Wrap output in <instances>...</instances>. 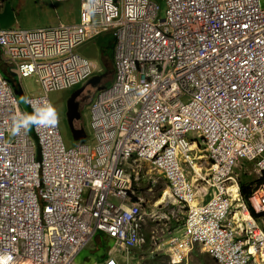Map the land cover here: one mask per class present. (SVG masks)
<instances>
[{"label":"built area","instance_id":"obj_1","mask_svg":"<svg viewBox=\"0 0 264 264\" xmlns=\"http://www.w3.org/2000/svg\"><path fill=\"white\" fill-rule=\"evenodd\" d=\"M79 1L77 23L0 28L3 54L41 87L26 99L41 121L53 117L50 92L97 71L75 48L114 36V76L91 105V140L72 147L55 115V124L32 122L37 153L28 126L13 131L26 117L0 74V264H59L55 238L79 230L90 210L112 234L135 223L139 207L108 199L125 198L133 153L185 201L182 165L202 166L205 156L215 196L190 209L178 247L198 242L221 264H264V0H165L163 17L155 0ZM243 158L256 160L259 183L231 203L227 184H237Z\"/></svg>","mask_w":264,"mask_h":264},{"label":"clouds","instance_id":"obj_2","mask_svg":"<svg viewBox=\"0 0 264 264\" xmlns=\"http://www.w3.org/2000/svg\"><path fill=\"white\" fill-rule=\"evenodd\" d=\"M5 28H7V27H5ZM22 28H25V27H22ZM113 47H114V43H113ZM113 49H112V57H111L112 58V74H113ZM89 60L94 63L96 70H97L89 78H91L92 76H95V75H101V78L94 85L86 84L87 80L89 79L88 78L86 81L81 83V86L86 84L87 86L91 85V86L95 87L96 85H98V83H100L103 80L104 74L101 72V69L97 63H95L91 59H89ZM113 76H114V74L112 75V80H113ZM112 80H111V82H112ZM111 82L106 83L105 85L98 88L96 93H95V97H96V94L99 90L109 86L111 84ZM86 85H84V90L86 89V87H85ZM10 86H11V84H10ZM81 86H79L78 88H80ZM11 88H12V86H11ZM75 89H77V88H75ZM72 91H71V93H72ZM80 95L77 98L78 101L82 100L81 98H79ZM95 97H94L93 101L95 100ZM27 98L28 97H26V99ZM93 101H91V105H92ZM88 103H90V102H88ZM26 105L29 108V114H24L20 110L24 114L26 119H22L18 123L15 124V126L13 128L14 132L17 131L20 127H27L28 126L27 129L31 130V133L34 137V134L32 132V122H35V123H51V124L56 123V120L54 118V115H55L54 109H49V111H51L53 113V117L50 120L41 121V120H37L36 117L31 116V108L29 107V105L27 103H26ZM91 105H90V108H91ZM52 108H53V106H52ZM78 112H79V118H75V119H79L80 122L76 123V124L72 123V126L74 128H83V126L80 125L81 119H82V111L80 108V102H79ZM89 115H90V109H89ZM66 118H67V116H66ZM58 124H59V122H58ZM89 125H90V121H89ZM84 131H85V137L81 140H78L77 143L91 140V135L89 138H87L86 130L84 129ZM34 140H35V137H34ZM33 144H34V149H35V145L37 148L36 140H35V143L33 142ZM35 152L37 153V150ZM130 158L131 159L129 160V162L124 165L125 172H126L125 175H126L127 181H125V186L123 187L122 190H124L126 192L125 198L120 199L116 196L111 195V196H109L108 199H109V202H111L113 205L121 206L124 209H128L131 205L139 207V217L137 218L136 222L135 223H133L131 221L125 222L119 227V230L116 231L115 234H112V233H110V230L103 223H101L98 219H94L91 216V210H90L88 216L79 217V221H78L80 224L79 230H74V229L68 228L66 237H63V238L56 237L55 238L56 242L53 244V247L60 248L65 254V258L59 264H81L80 262H78L79 261L78 259H81V261H83L85 258H87L86 256L88 255V252L91 251L95 245L94 244L95 236L101 235V234H105L109 238H111L112 244L107 248V250L105 252L106 256L102 262H98V263L90 262V263L91 264H121L118 262L117 258H120V256H122L123 259L125 260V262L123 264H128L129 262L127 263V260H128L129 255L133 256L132 250L135 248H140L145 243V237L143 235V230L146 229V226L148 224H150V225H149V229H148V237H146V238H147L149 244L152 246V249H150L149 254H147L146 256H152L154 251L156 249H159L160 246H162L161 250L163 252L164 251L167 252L169 264H190L191 254L193 253L194 249L199 248L202 252L208 254L217 264H221L219 261H217V259L215 257L212 256V254H210V252L207 249H205L198 242H193L191 245H186L184 247H178V241H176L174 239V238L180 239L183 235V232H185L186 225H187V219H188L187 217L189 215L190 209L207 204L213 198V196H215L214 195L215 187L210 184V183H212L211 174H210V172L212 173V170L209 169L210 163L206 162L207 159H205V156H202L200 158V159H202V161L204 163L202 166H200L199 164H196L193 167L182 165V167H184V173H185V177H186L185 181L187 183V188L185 191L188 193V197H190V199L187 201L179 200V198L173 193L172 186L168 182L165 174L163 172L157 170L156 166H153L149 160L145 159L144 157L138 156L135 153H133ZM242 161L253 162L255 165L256 160H249V159L243 158V159H240L236 162V165L234 167V172L237 174V184L236 183L232 184V181L229 184H227L228 193H226V196L231 201V203L236 201V197H238V196H242L243 199L246 200L248 195L252 192L253 186H255V184H257V182L260 179L259 172L257 171V167L255 165V170H256V174L258 175V178H257V181L251 182V183H254L253 186H251V184L248 186L244 181H241L240 180L241 178L239 177V174L237 172V166ZM181 164H182V162H180V165ZM142 165L148 166L149 170H153L156 174L161 176L166 181V186L169 190V192H168L169 195H167V196H170L176 202L177 206L185 209V214H184L185 216L183 217V223H182L181 227L170 228L169 225L167 224V220L165 218H164L165 220H161L160 218H158L159 215L156 213V211L154 209H151L149 213L145 210L144 207H145L146 203L144 201V198L142 196H140V194H139V186H140V181L142 178L141 177L142 175L140 176L139 167H141ZM241 184H244L245 186H247L250 189L249 193L246 196H243L241 193ZM237 185H238V189L236 188ZM188 189H190V192H188ZM88 191H89V188H87L84 197L87 195ZM237 193H238V195H237ZM93 195L94 194H92L89 197V200L85 201V203L83 204L84 207L88 208L92 205ZM164 195H165V193H164ZM38 200L36 198L37 202H38ZM161 200H163V199H161ZM252 214L254 216L257 215L255 213H252ZM259 216L260 215L258 214V217ZM259 221H261V219ZM160 224L162 225V227H161V230H162L161 238H159L158 235L156 234L157 233L156 227H158ZM72 234L74 235L73 240L70 239V236ZM75 238L78 239L77 242H76ZM84 252H86V254L84 257H82V254ZM142 259H147V258H145V256H140V255L137 256V260H140V262L144 261ZM96 261L97 260H95L93 262H96ZM85 262H83V264Z\"/></svg>","mask_w":264,"mask_h":264},{"label":"rangeland","instance_id":"obj_3","mask_svg":"<svg viewBox=\"0 0 264 264\" xmlns=\"http://www.w3.org/2000/svg\"><path fill=\"white\" fill-rule=\"evenodd\" d=\"M158 5V16L163 17L166 11V3L165 0H155ZM108 33H101L98 36H95L89 40H86L81 45L75 48V51L97 63L101 69V72L104 74L103 80L98 83L95 87H91L90 89H85L83 93H81L80 97L87 103L86 106L82 110V119L81 124L83 128L86 130L87 138L91 135V129L89 125L90 115L89 109L91 105V101H93L95 97V93L98 88L105 85L106 83L111 82L112 80V58L110 55L100 51V48L104 46L106 39L110 38L112 35L111 31H107ZM103 61V62H102ZM12 91L13 95L17 101L19 109L24 114H29V108L26 105V97L30 95H35L41 92V87L35 77L21 78L17 74L13 76ZM86 85V84H84ZM81 86L80 84L74 85L69 89L56 90L52 91L48 94L49 100L53 106L55 116L59 122L60 133L62 136V140L66 146H75L77 141L73 138L70 126L68 125L65 108L67 98L70 94V91L74 88H78ZM87 87V85L85 86ZM27 134L32 142L35 143L34 137L31 133L30 129H27ZM37 150L35 145V151ZM140 170V186H139V194L144 198L145 201V210L149 213L151 209H154L156 213L159 215L158 218L161 220H167V224L170 228H178L182 226L183 217L185 216V209L180 208L176 205V202L170 197L164 196L165 191H168L166 186V181L156 174L153 170H149L148 166L142 165L139 167ZM237 172L241 181H244L248 186L251 184L253 186L254 183L252 181H257L258 175L256 174L255 165L253 162L242 161L237 166ZM208 198V197H207ZM163 199V200H161ZM161 201V202H160ZM163 217V218H162ZM165 218V219H164ZM261 219V218H259ZM148 224L146 229L143 230V235L145 237V243L140 248H135L132 250V254L135 257V262L137 261V256H145L147 259L144 260V264H169L168 256L166 251H162L160 246L159 249H156L152 256H146L149 254L152 246L149 244L146 237H148ZM148 227V228H147ZM161 227L160 224L157 229V235L161 238ZM151 230V229H150ZM84 255L86 252L83 253ZM190 264H217L208 254L202 252L199 248L194 249L191 254Z\"/></svg>","mask_w":264,"mask_h":264},{"label":"crops","instance_id":"obj_4","mask_svg":"<svg viewBox=\"0 0 264 264\" xmlns=\"http://www.w3.org/2000/svg\"><path fill=\"white\" fill-rule=\"evenodd\" d=\"M79 0H0V28L5 27H47L59 23L74 24L79 20ZM0 74L8 82H13V76L17 74L16 61L7 58L0 48ZM18 75V74H17ZM12 86V84H11ZM94 247L88 252L81 264H91L102 262L105 258L107 248L112 244V239L105 234L96 235ZM85 255L82 254V257ZM90 258V259H89ZM97 260L96 262H93ZM123 264L125 260L122 256L117 258ZM135 257L129 255L127 263L144 264L140 260L134 261ZM128 263V264H129Z\"/></svg>","mask_w":264,"mask_h":264},{"label":"water","instance_id":"obj_5","mask_svg":"<svg viewBox=\"0 0 264 264\" xmlns=\"http://www.w3.org/2000/svg\"><path fill=\"white\" fill-rule=\"evenodd\" d=\"M101 78V75H95L89 78L86 82V84L94 85L96 84ZM84 91V85L80 88H77L72 91L70 96L67 98L66 102V116H67V122L70 126L72 136L73 138L78 141L85 137V131L83 128H74L72 126V119L73 118H79V101L77 100L78 96Z\"/></svg>","mask_w":264,"mask_h":264},{"label":"trees","instance_id":"obj_6","mask_svg":"<svg viewBox=\"0 0 264 264\" xmlns=\"http://www.w3.org/2000/svg\"><path fill=\"white\" fill-rule=\"evenodd\" d=\"M103 33L105 34V33H108V32H103ZM109 37L110 38L106 39V41L104 43V46H102L100 48V51L102 52V54L106 53V54L110 55V57H112V49H113V43H114V36L112 34ZM249 191H250V189L247 186H245L244 184H241V193H242L243 196H246L249 193Z\"/></svg>","mask_w":264,"mask_h":264},{"label":"flooded vegetation","instance_id":"obj_7","mask_svg":"<svg viewBox=\"0 0 264 264\" xmlns=\"http://www.w3.org/2000/svg\"><path fill=\"white\" fill-rule=\"evenodd\" d=\"M91 87H94V86L89 85V86L86 87V90H87V89H90ZM74 89H75V88H74ZM74 89H72V90H74ZM72 90H71V91H72ZM71 91H70V93H71ZM69 96H70V94H69ZM79 102H80V108H81V111H82V109L86 106V104H87L88 102L84 101L83 99L80 100ZM89 102H90V101H89ZM65 113H66V108H65ZM79 122H80L79 119H75V118L72 119V123H73V124H76V123H79Z\"/></svg>","mask_w":264,"mask_h":264},{"label":"bare ground","instance_id":"obj_8","mask_svg":"<svg viewBox=\"0 0 264 264\" xmlns=\"http://www.w3.org/2000/svg\"><path fill=\"white\" fill-rule=\"evenodd\" d=\"M167 195H169L168 191H165V195L163 198H165ZM161 202V201H160ZM163 218V217H162Z\"/></svg>","mask_w":264,"mask_h":264}]
</instances>
